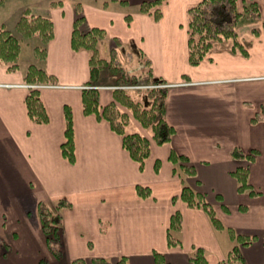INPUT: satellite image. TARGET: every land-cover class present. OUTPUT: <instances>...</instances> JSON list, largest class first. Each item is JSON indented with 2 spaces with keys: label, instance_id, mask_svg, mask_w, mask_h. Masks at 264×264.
I'll use <instances>...</instances> for the list:
<instances>
[{
  "label": "crops",
  "instance_id": "crops-1",
  "mask_svg": "<svg viewBox=\"0 0 264 264\" xmlns=\"http://www.w3.org/2000/svg\"><path fill=\"white\" fill-rule=\"evenodd\" d=\"M103 1L63 0L57 6L49 3L42 13L54 23L47 56L37 63L56 82L40 88L48 123L33 122L27 112L30 62L21 53L17 70L0 64V235L7 239L11 228L16 245L0 264H71L76 259L94 264L95 258L114 264L121 258L128 264H193L197 248L205 249L208 264H223L235 242L227 229L213 226L203 208L173 202L185 184L207 196L225 227L257 236L241 247L245 256L241 253L246 264H264V0H256L262 20H244L239 27L245 53L225 40L197 66L189 62L187 10L201 0H167L159 21L138 11L146 0H126L130 8L125 10L112 4L103 8ZM78 3L85 17L81 30H106L102 55L118 37L139 49L154 76L168 85L165 118L176 130L172 141L158 145L151 132L132 121L151 140L142 169L106 120L83 112L90 53L71 46ZM100 94L103 106L113 100L110 91ZM66 106L73 114V163L62 153ZM235 147L257 152L249 163V183L257 195L238 190ZM172 151L196 166L195 176L175 173ZM139 186L148 187L149 194L140 196ZM58 200L71 203L62 210L65 252L60 259L50 252L38 216L39 203L53 206ZM177 210L182 232L171 246L167 233Z\"/></svg>",
  "mask_w": 264,
  "mask_h": 264
},
{
  "label": "trees",
  "instance_id": "trees-1",
  "mask_svg": "<svg viewBox=\"0 0 264 264\" xmlns=\"http://www.w3.org/2000/svg\"><path fill=\"white\" fill-rule=\"evenodd\" d=\"M121 3L130 8L126 0H107L102 2V7L107 8L111 3ZM167 0H146L139 4L138 11L150 15L158 21L163 15V6ZM63 0H52L50 5L57 6ZM239 0H201L197 4L190 6L187 10L188 15V46L189 62L193 66L199 65L212 50L216 41L224 39L232 40L234 51L245 53V49L238 40L237 29L243 18H260V6L256 1H249L244 4L243 10L239 9ZM79 16L73 24L71 46L74 51L86 50L90 53V79L86 83V88L82 91L83 112L86 115L95 114L101 119L106 120L113 131L122 136L123 147L130 154L131 158L139 163L140 168L144 167L145 161L151 154V140L140 132H129L127 127L130 123L131 113L144 128L150 129L153 140L158 145L168 144L175 135V128L171 126L166 118V102L168 87L164 85L166 81L157 78L153 74L152 65L149 59L133 45H129L134 54L139 57L145 65L143 74L130 72L123 63L121 56L128 47L118 37L115 38V46L109 51L108 56L101 53V42L107 36L106 30L93 27L88 30H81L80 26L85 17L82 15V6L77 4ZM132 15L127 14L126 20L130 22ZM264 24V23H263ZM16 32L4 27L0 29V64L5 65L8 71L19 68V59L23 48V38H38L40 45L34 49L35 56L42 61L47 56V45L54 37V23L50 16L46 14L33 13L30 9L24 10L15 23ZM21 37V38H20ZM110 71L116 78L119 86L136 85L144 86V82L149 85L145 89H139L141 96H133L131 92L119 88L113 91V100L106 105L101 103L100 89L98 86L100 75L104 71ZM25 82L28 85L36 84H55V77L49 74L42 66L37 63L28 65L25 73ZM27 112L30 119L37 124L49 122V113L41 97L39 88L31 87L25 99ZM65 141L62 144V153L70 162L75 161V133L73 114L69 106L65 107ZM233 158L238 161V166L233 175L238 181V190L246 191L250 195L259 194L249 183V163L256 159L255 150L244 153L239 147L233 149ZM169 160L174 165L175 173L185 176H195L197 169L194 164L189 162L187 157L172 151ZM159 162L156 164L158 169ZM140 196L149 194L148 187H138ZM173 202L180 200L191 208H203L213 226L218 230L227 229L231 239L235 242L223 264H246L241 253L242 246L252 244L257 236L240 234L232 228H227L217 216L212 203L205 199V194L193 190L188 185H183L180 195L174 197ZM71 206L66 200H58L52 206L45 202L38 205V216L41 221L42 230L45 234L47 246L53 256L60 259L63 257L64 248V223L62 210ZM182 212L177 210L171 216L170 228L167 233L168 243L173 246L177 244V239L173 236L174 230H180L182 226ZM4 247H9L1 241ZM2 250L0 255H6ZM160 256L158 253H155ZM160 260V259H159ZM94 264H114L111 260L95 258ZM193 264H207V254L205 249L197 248L191 256ZM71 264H86L84 259H76ZM116 264H128L126 258H121Z\"/></svg>",
  "mask_w": 264,
  "mask_h": 264
},
{
  "label": "rangeland",
  "instance_id": "rangeland-1",
  "mask_svg": "<svg viewBox=\"0 0 264 264\" xmlns=\"http://www.w3.org/2000/svg\"><path fill=\"white\" fill-rule=\"evenodd\" d=\"M50 1L51 0H0V26H1V28L6 27V28L16 32L15 23H16L17 19L20 17V15L24 12V10L30 9L35 14L36 13L42 14L43 12H45L46 8H48L49 3H51ZM249 1H251V0H239V2H240L239 3V9L243 10L244 4L249 2ZM253 1H256V0H253ZM90 3L93 4V5H97L98 4L95 1H90ZM111 4L112 5H116V6L122 8L124 10L128 9L127 6L122 5L120 2L119 3H115V4L111 3ZM260 13H261V7H260ZM244 20H250V21H254L255 22L256 20H262V19H261V15H260V18H258V19L243 18L241 20L240 24H239V27H240L241 23ZM263 23H264V20H263ZM263 26H264V24H263ZM239 27L237 29V32L239 30ZM237 35H238V33H237ZM25 39L26 38L22 39V40H24L23 48H22V51H23L22 52V60H24L27 63L30 62V64L31 63H39V60L35 56V53H34L35 52L34 51L35 47L37 45H40L39 39L37 37L36 38H30V40L29 39L25 40ZM225 40H227V39H224V40H221V41H216L214 43V46H215L216 43L223 42ZM229 41L231 43H233L232 40H229ZM127 45H128V47L125 48V52L124 53H120V54H122L121 59H122L123 63L125 64V66H127V68L129 69L130 72H134L136 74H143L145 72V69H146L144 63L142 62L143 59L140 60L141 58L139 59V57H137V55L134 54L133 50L129 46L130 44H126V46ZM108 54L109 53L103 54V55L104 56H108ZM20 59H21V56H20ZM20 59H19V64H20ZM103 74H104L105 78L103 79L101 77V75H100L98 86H96L98 89H100V92L105 90V91H110L111 93H113V91L115 89L122 88V89H125V90L131 92L134 97L135 96L139 97V96H141L140 93H139V89L140 88L141 89H145V87L149 86V85H145L147 83L144 82V86L125 85V86L121 87V86H119L120 83L116 82L115 76H113V74L110 71L106 70V71L103 72ZM36 85H39V84H36ZM51 85H54V84H41V87H36V86L35 87L40 89L42 87L51 86ZM27 86L30 87L29 85H27ZM160 86H162V85H159L157 87H160ZM86 87L87 86L84 85L82 87V91ZM129 115H130V123H129V126L127 127V130H129V132L130 131H136L137 129H135V126L132 124V121L133 120L138 121V120L136 118H134V116L131 113H129ZM145 129L148 130V131L150 130V129H147V128H145ZM205 199L208 202H211L207 198L206 195H205ZM11 230H12L11 228H8L7 229L8 233H6L7 231H3L4 233H6L5 235H6L7 239L0 235V251L2 249L4 251H6L7 254L12 251L14 246H16V245H12L13 237L9 234V232ZM181 232H182V230H174L172 233H173V236L177 239L180 236ZM1 241H3L9 247H4L3 244L1 243ZM241 252L245 256L243 250ZM5 256L6 255H0V258H3Z\"/></svg>",
  "mask_w": 264,
  "mask_h": 264
},
{
  "label": "built area",
  "instance_id": "built-area-1",
  "mask_svg": "<svg viewBox=\"0 0 264 264\" xmlns=\"http://www.w3.org/2000/svg\"><path fill=\"white\" fill-rule=\"evenodd\" d=\"M29 86H30V87H35V86H36V87H41V85H35V86H31V85H29ZM157 86H159V85H157ZM157 86H156V87H157ZM162 86H168V85H162Z\"/></svg>",
  "mask_w": 264,
  "mask_h": 264
}]
</instances>
